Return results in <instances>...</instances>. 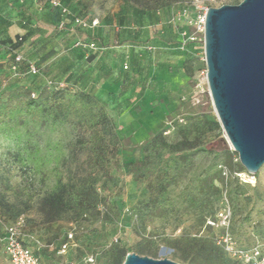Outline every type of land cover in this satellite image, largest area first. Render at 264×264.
Here are the masks:
<instances>
[{
  "label": "rangeland",
  "instance_id": "1",
  "mask_svg": "<svg viewBox=\"0 0 264 264\" xmlns=\"http://www.w3.org/2000/svg\"><path fill=\"white\" fill-rule=\"evenodd\" d=\"M59 1L69 19L97 24L59 29L50 0H10L0 10L5 44L39 68L15 79L1 66L0 226L21 218L23 239L43 264H84L88 254L110 264L112 246L180 264H264V163L247 173L225 140L203 54L206 9L242 0ZM57 90L95 96L106 121L93 125L89 103L61 101L66 108L55 120L45 105L29 103ZM193 122L201 125L184 137L181 128ZM93 132L109 148L99 163ZM157 133L173 147L150 144ZM134 161L144 162L143 182L134 178ZM157 172L169 177L163 195L146 187ZM63 185L93 189L113 206V220L62 213L47 221L40 204ZM67 232L73 241L59 254ZM0 264H11L1 243Z\"/></svg>",
  "mask_w": 264,
  "mask_h": 264
},
{
  "label": "water",
  "instance_id": "2",
  "mask_svg": "<svg viewBox=\"0 0 264 264\" xmlns=\"http://www.w3.org/2000/svg\"><path fill=\"white\" fill-rule=\"evenodd\" d=\"M206 82L218 123L247 173L264 163V0L207 8ZM122 264H180L127 253Z\"/></svg>",
  "mask_w": 264,
  "mask_h": 264
},
{
  "label": "trees",
  "instance_id": "3",
  "mask_svg": "<svg viewBox=\"0 0 264 264\" xmlns=\"http://www.w3.org/2000/svg\"><path fill=\"white\" fill-rule=\"evenodd\" d=\"M133 1H135L136 3H140L139 0H133ZM163 5H164L163 3L157 4L156 9L162 7ZM56 9L59 12V17L56 21V25H57L61 16H60V10L58 8ZM27 22L28 21L26 20L23 19L21 20V23L23 25H26ZM77 27H81V26H77ZM5 40H6V35H4V33H0V73H1V66H4L8 71V63L12 58L11 52L13 51L18 52L23 56L22 51L16 50L11 45H6ZM17 41L18 42L23 41V37L19 36L17 38ZM2 54L3 56H1ZM24 60L26 61L29 59H26L24 57ZM20 78L21 77L18 78L15 77V79H20ZM61 101H67L69 105L73 103H80L81 105L85 106V104L89 103L94 107V113L91 117V120L93 121V125L95 126L99 123L106 121L107 117L102 110L104 106L103 102L99 101L95 96L84 91L72 92L70 90H57L56 92L50 93L49 96H47V94L40 93L34 99H30L29 103L33 104L34 106L45 105L49 117L55 120L63 114L66 108L61 103ZM200 125L201 123L199 122H193L181 128V131L185 134L184 137H190L192 133L198 130V127ZM194 127L197 130L194 129ZM88 141L92 153V160L95 163H99L107 156V154L109 153V148L105 144L104 140L100 136H98L96 132H93L89 136ZM150 144L153 145L159 144V146L165 149H169L173 147L172 144L164 140L161 133H157L153 135L151 137ZM140 166H144L143 161H134L131 163L132 172L134 173V178L137 182L144 181V174L142 173V169ZM153 176L146 182V187L152 192H156L157 195H163L166 189V183L169 181L168 174L166 172L164 173L157 172ZM100 206L103 208L102 212L99 210ZM40 208L44 214L45 219L49 222H55L56 220H58V218L62 213H70L74 218H83L88 215L94 217L100 216L102 221L111 222L113 220V218H111V215L114 213L113 206L110 203H108L106 199L98 198L93 189H86V188L77 189L72 185H63L57 191L52 192L47 196H45V198H43L40 204ZM22 232L24 238V228ZM0 234H2L1 226H0ZM67 234H69V232H67ZM67 241L68 238H65L63 242L60 244L59 248H61V246ZM23 242L25 245L29 246L24 239ZM1 245L3 248L2 243ZM37 255L40 257L39 254ZM123 258H125V252L119 249L117 246H112L110 264H121L124 260ZM47 260L50 261L49 259ZM52 263L55 262H51L48 264H52Z\"/></svg>",
  "mask_w": 264,
  "mask_h": 264
},
{
  "label": "built area",
  "instance_id": "4",
  "mask_svg": "<svg viewBox=\"0 0 264 264\" xmlns=\"http://www.w3.org/2000/svg\"><path fill=\"white\" fill-rule=\"evenodd\" d=\"M50 3L52 4V6L60 10L61 17L59 22L57 23V27L59 29L66 27L67 24L81 27H92L97 24V20H91V22L88 23L82 17L76 15L71 16V19H69L68 17L71 15L70 10L67 7L63 6L59 0H50ZM204 16L205 13L203 15V18L201 19L202 31L204 26ZM77 45L93 51L99 49L97 44L92 41H79ZM11 56L12 58L8 63V71L12 77L18 78L24 75H36L38 73L39 68L32 60L25 61L22 54L14 51L11 52ZM124 68H126V66H124ZM23 225V220L21 218H18L12 223L1 225L2 234H0V242L3 244V252L11 264H42L40 257L33 251L30 246L25 245L23 242ZM70 242H72V233L68 234V241L61 246L58 253H65ZM52 264L77 263L72 261H63ZM84 264H95V258L92 254H88L85 256Z\"/></svg>",
  "mask_w": 264,
  "mask_h": 264
},
{
  "label": "crops",
  "instance_id": "5",
  "mask_svg": "<svg viewBox=\"0 0 264 264\" xmlns=\"http://www.w3.org/2000/svg\"><path fill=\"white\" fill-rule=\"evenodd\" d=\"M8 1H10V0H0V10H2V9H6V5H8V3L10 4V2H8ZM27 0H18V2L21 4V5H24L25 4V2H26ZM4 13H6V12H4ZM10 15V14H9ZM23 20H26V21H28V18H23ZM30 22L28 21L27 22V24L26 25H28ZM29 26H30V24H29ZM4 35H6V33H4ZM30 38H31V35L29 36ZM24 41H25V39H24ZM29 41H27V43H28Z\"/></svg>",
  "mask_w": 264,
  "mask_h": 264
}]
</instances>
